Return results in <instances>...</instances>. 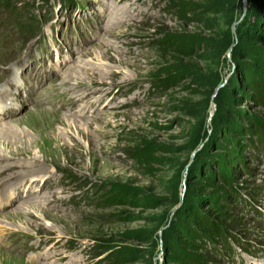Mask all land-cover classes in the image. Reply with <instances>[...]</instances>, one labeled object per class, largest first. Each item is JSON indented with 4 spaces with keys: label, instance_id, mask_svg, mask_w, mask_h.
<instances>
[{
    "label": "rangeland",
    "instance_id": "374dc122",
    "mask_svg": "<svg viewBox=\"0 0 264 264\" xmlns=\"http://www.w3.org/2000/svg\"><path fill=\"white\" fill-rule=\"evenodd\" d=\"M1 2L0 264H264V0Z\"/></svg>",
    "mask_w": 264,
    "mask_h": 264
},
{
    "label": "bare ground",
    "instance_id": "6f19581e",
    "mask_svg": "<svg viewBox=\"0 0 264 264\" xmlns=\"http://www.w3.org/2000/svg\"><path fill=\"white\" fill-rule=\"evenodd\" d=\"M124 12L128 13L129 9L123 7L122 9H119V12H115V13L121 15ZM113 17H114V14L111 15L110 22L113 20ZM115 19H118V18L116 17ZM4 97L5 96L1 95L0 99L3 100ZM90 108H92V105L90 106ZM8 115H9V113L3 112L2 115L0 116V119H2L4 116H8ZM7 162H11V160H8V161L0 160V167ZM28 165H31V163H29ZM20 167H21V165L19 164V165L13 166V167L9 166V167H5V169H0V183H1V185L4 187H7L8 190H12V192H13V194L11 196H4V199L0 198V201H7L8 205H12V203L14 204L15 202H17L19 199H21L23 197H27V196L29 197V194L25 193L23 195V197H21V194L24 191V189L26 190V189L31 188L32 184L36 182V181H34L35 180L34 178H36V177L33 175V173L24 174V175L23 174H20V175L16 174L15 169L20 168ZM32 168H34V167H32ZM4 171L5 172L9 171V173L11 172L10 173L11 175L10 176L9 175H6V176L1 175ZM39 173L42 175L45 174L44 172H40V171H39Z\"/></svg>",
    "mask_w": 264,
    "mask_h": 264
},
{
    "label": "trees",
    "instance_id": "16d2710c",
    "mask_svg": "<svg viewBox=\"0 0 264 264\" xmlns=\"http://www.w3.org/2000/svg\"><path fill=\"white\" fill-rule=\"evenodd\" d=\"M1 1L2 0H0V3L3 7L9 8L10 3H8V2L2 3ZM65 1L69 2V4H73V5L75 4V2H72L73 0H65ZM10 13H14L16 17L20 18V21H19L20 23H16L17 25H20L21 27L28 29L29 32L33 33V31L35 30V29H33V26H35V24L37 23V20L32 17V14L30 17V15L28 13H27L28 15H24L22 13L15 12V9L10 10ZM161 45H164V44H161ZM164 86L165 85H163V84H157L156 88L163 89ZM263 142H261V143H263ZM119 258L120 257L117 254H115L114 256H112L107 261H113L114 263H120Z\"/></svg>",
    "mask_w": 264,
    "mask_h": 264
}]
</instances>
